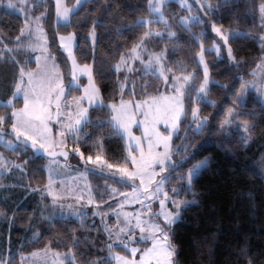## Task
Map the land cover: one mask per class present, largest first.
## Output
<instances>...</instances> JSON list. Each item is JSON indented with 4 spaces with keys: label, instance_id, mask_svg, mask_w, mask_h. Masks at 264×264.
Here are the masks:
<instances>
[{
    "label": "snow or ice",
    "instance_id": "obj_1",
    "mask_svg": "<svg viewBox=\"0 0 264 264\" xmlns=\"http://www.w3.org/2000/svg\"><path fill=\"white\" fill-rule=\"evenodd\" d=\"M83 2L86 0H75V3L69 5L66 0H54L57 24L69 27ZM180 2L189 14L176 17L175 23L193 37L198 48L193 59L199 71H188L179 62L175 68L171 66L167 56V41L177 40L179 36L172 31L173 22L165 17L162 10L166 0H147L148 15L137 18L134 24L128 26L143 29L142 33L134 38L129 47L119 52V58L111 65L116 75V90L109 94L106 101L93 75L92 65L77 61L74 52L79 47L77 33L69 31L66 35L60 34L57 29L53 43L58 42V48L65 58L69 77L65 83V73L49 49L48 35L43 24L47 13L41 11L32 14L37 4L43 5V0H0V6L15 10L23 16V25L18 28V34L7 43L4 38H0V64L11 67L9 94L0 98V109H6L0 111V146L13 152L17 149L25 153L30 151V159L48 158L47 183L43 187L28 185L25 188V191L41 194L38 215L46 221L44 232L52 233L58 220L67 221L69 217H75L83 228L88 216L85 205L95 207L96 210L91 214L101 218L102 231L106 237L104 243L99 245V250L102 252L107 249V252L88 264H175L176 246L171 239V227L181 218L183 211L197 203L195 183L210 165V157L197 159V151H190L197 147L193 143L195 136L202 133L209 124L208 117L201 115L200 105L215 104L208 95L210 84L226 87L210 78L206 54L214 55L218 60L223 58L232 61L233 66L238 67L229 40L241 33L226 31L216 22L205 20L220 5H213L208 0L203 3L195 0L199 10L192 15V4L186 3V0ZM259 13L264 23V3L259 5ZM89 23L91 27L87 37L94 46L96 28L100 26V21L91 18L77 21L78 25L87 26ZM155 24H162L165 31L153 28ZM195 25L204 26L198 34L192 32ZM208 31L214 33L215 38L205 46L204 39ZM259 39L264 40V35ZM161 41L165 42L163 47H160ZM149 45L152 48L160 47V50L154 51ZM23 52L31 55H19ZM222 52L225 54L223 57ZM31 62L35 63V68L30 66ZM137 64L140 65L141 75L151 74L154 80L163 85L165 91H161L155 83L149 85L144 82L141 85L145 92L144 98L135 99L134 82L129 80V75L137 70L134 67ZM257 68L260 71L259 81H242L234 93L235 103L242 106L249 89L264 95V58ZM82 77H86V83L80 82ZM150 86L157 95L147 93ZM73 88L80 94L72 95ZM126 94L131 98L125 99ZM116 96H119L118 100ZM21 101L22 105L17 107ZM261 105L264 107V100ZM242 115L252 113L228 108L224 119L214 126L227 136L235 123L236 130L243 128L240 143L247 145L253 125L247 121L241 122ZM53 122L58 125L55 131ZM161 124L164 125V131L160 130ZM181 126L185 127L183 136L180 135ZM134 127L141 129L140 135H136ZM105 129L108 136L104 134ZM190 132L193 134L192 139L189 138ZM174 136L180 143L174 142ZM111 137H118L124 142V155L114 161L106 158L104 151L105 141ZM69 141L73 145L71 148L68 146ZM89 143L92 151L86 155L80 145ZM70 155L79 158L83 167L81 176L86 177L88 173L107 175L116 184L127 186L128 191H121L106 180V191L99 193L98 202L90 185L86 184L78 191L65 189L63 182L58 184L54 179L57 173L52 166L67 167ZM9 163L11 168L7 167ZM26 167L27 160L21 163L9 162L0 153V170H3L0 175L4 171L23 172ZM181 168L183 171L178 172ZM260 169L258 174L264 178V156L260 158ZM173 179L177 181L175 185L171 183ZM182 193L191 194L193 198L182 199ZM46 199L48 202L43 203ZM109 200L115 204V208L108 204ZM102 204L106 210H100ZM128 205L138 207L127 211L125 206ZM154 205L158 207L154 208ZM109 216L114 217L111 224L108 223ZM2 218L14 222V217H7L4 210L0 209ZM92 226H95V221ZM44 232L35 230L31 240L41 241ZM82 242L95 244L87 236H77L75 229L66 232L64 237L52 233L43 247L31 251L27 256L16 253L20 256L19 262L15 255L0 253V264H27L28 261H32V264H78L77 254L81 252ZM58 248L66 251H58Z\"/></svg>",
    "mask_w": 264,
    "mask_h": 264
},
{
    "label": "trees",
    "instance_id": "obj_2",
    "mask_svg": "<svg viewBox=\"0 0 264 264\" xmlns=\"http://www.w3.org/2000/svg\"><path fill=\"white\" fill-rule=\"evenodd\" d=\"M261 3H264V0H226L219 3L220 6L215 13H209L205 17V20H212L222 27L243 28L248 33L236 38L230 37L229 40L238 67H234L232 61L223 58L218 60L214 55L206 54L210 78L226 87L210 84L208 95L215 104L200 105L201 115L208 117L209 124L202 133L195 136L193 143L197 147L190 151H197V159L210 157V165L195 183L197 203L183 211L181 218L172 226L171 239L176 246L175 264H249V261L251 264H264V178L258 174L261 170L260 158L264 156V107L261 105L264 95L263 99H260L251 91L242 106L235 103L234 95L240 83L253 76L255 68L264 58V49L254 34L255 32L261 34L264 29L259 13ZM41 11L47 13L43 24L48 35L49 49L55 54L56 62L65 73L64 76L68 77L65 58L58 48V42L53 43L57 29L60 34L69 31L77 33L79 45L75 48L77 60L80 63L92 64L93 75L107 101L109 94L116 90V75L111 65L119 58V52L129 47L134 38L142 33L143 29L128 26L134 24L137 18L148 15L147 0H86L73 16V23L67 28L58 25L55 20L53 0H43V5L37 4L32 14L36 15ZM165 11L169 17L173 15L176 18L179 16L180 6L177 2L170 1L165 5ZM174 17L171 20L172 29L177 30L179 39L167 41L168 61L173 68L179 62L184 64L188 71H199L193 59L195 51H198L193 37L175 23ZM89 18L100 21V26L96 28L94 46L87 37L91 24L87 26L77 24V21ZM22 25L21 14L0 6V38H4L7 43L10 38L18 34V28ZM203 27V25H195L192 27V32L198 34ZM214 38V33L208 31L207 38L204 39L205 46H208ZM164 44L165 42L161 41L160 47ZM149 47L154 51L160 50V47L152 48V45ZM30 66L34 68L36 65L31 62ZM10 74V65L0 64V98L9 94ZM146 76L153 78L151 74ZM153 82L163 91L158 80ZM71 93L76 95L79 91L73 88ZM147 93L157 94L153 87L148 89ZM144 96L145 92L142 89L135 92V98ZM125 98L130 97L126 94ZM115 99L118 100L119 96ZM21 105L22 101L17 103V107ZM233 106L241 112L252 113L240 117L253 125L247 145L240 143V130L231 128L225 136L214 126L223 120L227 109ZM184 131L185 127L181 126V136L184 135ZM104 134L108 136L107 129ZM192 136L190 132L189 138L192 139ZM174 142L180 143L176 137ZM80 147L86 155L92 151L91 143L81 144ZM0 148L4 149L3 146ZM104 151L109 160L120 159L124 155V142L118 137H111L105 141ZM5 152L16 155L22 161L27 160V174L24 179L26 183L36 186L46 183V157L30 159V151L25 153L19 149L15 152L5 149ZM69 159L80 163L77 156L70 155ZM177 171L182 172L183 169ZM91 176L94 184L103 181V176L92 173ZM172 182L175 183L176 180L173 179ZM94 192L100 199L96 187ZM5 196L11 207L10 212L6 213L14 217V222L10 223L8 218H2L0 223H3L6 229L10 228L9 233L15 242L21 241L23 235L31 232L25 230V225L31 218L30 212H26V209L28 211L29 204L34 208L36 202L32 199L31 193L19 187H13ZM181 196L193 198L191 194L182 193ZM22 209L25 212H22ZM36 218L38 221L35 227L44 232L46 222H41L40 217ZM93 221H95L94 227ZM72 229H75L77 236L81 238L87 236L90 241H95V244L91 242L80 244L81 252L77 254L78 264H88L92 259L107 252V249L102 252L99 250V245L104 243L106 237L100 223L92 214L85 219L83 228L75 217H69L67 221L58 220L52 233L64 237L66 232H71ZM52 233L44 232V239L39 242L26 240L27 243L24 242L18 247L20 251L17 253H29L33 249L43 247ZM52 247L55 248L56 245L53 244ZM16 248L17 246H10L6 254L15 255L18 262L20 256L16 255ZM57 250L66 251L64 248ZM116 250L120 251V249Z\"/></svg>",
    "mask_w": 264,
    "mask_h": 264
},
{
    "label": "rangeland",
    "instance_id": "obj_3",
    "mask_svg": "<svg viewBox=\"0 0 264 264\" xmlns=\"http://www.w3.org/2000/svg\"><path fill=\"white\" fill-rule=\"evenodd\" d=\"M170 1H175V2H177L179 4V6H180L179 16H185V15H188L189 14L185 10L184 6L181 4L180 0H166V3L163 5L162 10L164 11L165 17L168 18V20L170 22H171V20H172V18L174 16L172 15L171 17H169L168 16V13H166V11H165V5L168 2H170ZM224 1H226V0H208V2H210L213 5H219V3L224 2ZM53 2H54V0H53ZM66 2L69 5H71V4L75 3V0H66ZM203 2H204V0H201V3H203ZM186 3L192 4L191 14L192 15L197 14V11L199 10V5H197L195 3V0H186ZM54 12H55V8H54ZM201 15H203V12L202 11H201ZM174 19H175V17H174ZM55 20H56V16H55ZM56 22H57V20H56ZM152 27L155 28V29H157V30H160V31H165L163 25L158 26V25L155 24ZM223 28L226 31L227 30H231V31H235L237 33H241V35L248 33V31H246L243 28H236V27H223ZM172 31H175L177 33V30H175V29H172ZM63 34L66 35L67 32L66 33H63ZM254 34H255V37L258 39L260 45L261 46L264 45V40L259 39L260 36L264 35V29L261 31V34L260 33H256V32ZM214 36H215V34H214ZM262 48L264 49V47H262ZM74 52H75V49H74ZM222 54L225 55L223 52H222ZM23 55L24 56H29L31 54L27 52L26 54H23ZM260 63H262V61ZM80 64H85V63H80ZM87 64H91V63H87ZM134 67L137 70L134 71L133 73H131L129 75V80L134 82V85L133 86H134L135 92L137 90H141L142 89L141 88V85L144 82H148L149 85H151V84L154 83L153 82L154 81L153 78L147 77L146 75H141L140 65L139 64L134 65ZM192 72H197V70L192 71ZM254 72L256 73L255 76H251V77H249L247 79H244L243 81H252L254 79L257 80V81H259V79H260V71H259V69L256 67L255 70H254ZM68 79H69V77H65L64 76L65 83H67ZM121 79H123V75L122 74H121ZM80 82L82 84L83 83H86L87 82L86 77H82ZM161 87H162V90L165 91L163 85H161ZM150 88H152V87L150 86L148 89H150ZM125 91H127V89H125ZM251 91L254 92V94H255V96L257 98L263 99V95H261L260 93H258L254 89H249L248 92L245 94V100H246L249 92H251ZM71 94L72 95H75L73 93H71ZM79 94L80 93H78L76 95H79ZM155 95H157V94H155ZM155 95H153V96H155ZM143 98L141 97V98H135V99H143ZM127 99H129V98H127ZM231 108H235V109L238 110V108L237 107H234V106L231 107ZM240 121L243 122L244 120L240 119ZM52 126H53L54 131L58 128V125H56L54 122H53V125ZM159 127H160V130L161 131H164V125L163 124H161ZM232 128H236L235 123H233ZM133 130L136 133V135H140L141 129L139 127H134ZM239 130H240L241 135H242L243 134V128H241ZM174 137H173V140H174ZM10 138L11 137H7L6 139H10ZM249 140H250V133H249ZM68 146H69V148H71L73 146L71 141H69ZM5 149L6 148H4V149L0 148V153H3L4 156L6 157V159L9 162H11V161H15L16 163H21L22 162V160L19 159L16 155L6 153L5 152ZM174 159H175V157H174ZM67 165L68 166L65 167V168H60V167L55 166V165L52 166L55 169V172L57 173V175L54 176V179H56V181H57L58 184H60V182H63V187L65 189H71V190L78 191L80 188H82L86 184L87 185H90L91 188H92V191H93V195L95 196V198H96V200L98 202H99L100 199L97 198V196H96V194L94 192V189L96 187L98 189L99 193H104L106 191L105 188H104V183H105L106 180H107V182L109 184H112L113 186L119 188L121 191H128L127 186L120 185V184H116L115 181L109 179L107 175H103V178H102L103 181L100 182V184H94V181L92 179L91 173H88L86 177L81 176L80 173L83 172V167L80 165V163H78L76 161H72L69 158H68V161H67ZM48 166H49V160L47 158L46 161H45L46 183H47L48 174H49L48 173ZM7 167L8 168H11L12 167L11 163H9L7 165ZM0 171H3V170H0ZM26 174H27V167H26V169L23 172L20 171V170L4 171L3 172V175H0V201H2V203H0V209L4 210L5 213L6 212H10V210H11L10 204H8L9 203L8 202V198L5 195L9 191H11L13 187H19L20 189L21 188L25 189L28 185H31V184L26 183V181L24 180ZM171 183L173 185H175L177 183V181L175 183H173L171 181ZM31 186L32 187H36V185H31ZM40 187H43V185L40 186ZM29 193L32 194V199H34V201L36 202V205L34 206V208H31L30 207V204H29L28 205V211L26 209V212H30V214H31L30 215L31 218L29 219V221L25 225L26 226L25 227V230L26 231H31V232L27 233L24 236V239L27 240V241H31V237L33 236V232L35 230H39L38 228L35 227V223L38 221V219L36 217H40L38 215V212H39L40 205H41V200H40V195L41 194H40V192H35V193L29 192ZM181 198H182V196H181ZM48 199H50V197ZM105 199H107L106 196H105ZM117 199H119V198L117 197ZM182 199H189L190 200L192 198H182ZM47 202H48L47 199L43 201V203H47ZM108 204L111 205V207L115 208V204L112 203V201L109 200L108 201ZM85 206H86V208L88 210V215H91V213L96 210L93 205H85ZM137 207H138V205H128V206H125V210H127V211H133ZM156 207H158V205H154V208H156ZM169 207H171V205H169ZM29 208H30V210H29ZM100 210H106L105 209V205L102 204L100 206ZM21 211L22 212H25L24 209H22ZM95 217L98 220V222L100 223L101 228H103V225L101 224V218L99 216H95ZM113 220H114V217H112V216H109L108 217V223L109 224H111L113 222ZM41 222L44 223L46 221L41 218ZM171 229H172V227H171ZM36 249H38V248H36ZM33 250H35V249H33ZM33 250H31V251H33ZM29 253L25 252V253H23V255L24 256H27ZM174 261H175V257H174ZM27 264H32V261H28Z\"/></svg>",
    "mask_w": 264,
    "mask_h": 264
},
{
    "label": "crops",
    "instance_id": "obj_4",
    "mask_svg": "<svg viewBox=\"0 0 264 264\" xmlns=\"http://www.w3.org/2000/svg\"><path fill=\"white\" fill-rule=\"evenodd\" d=\"M125 99H127V98H125ZM10 216H12V215H10V214L7 215V217H10ZM2 226H4V227H2ZM9 229L10 228H7L6 229L5 228V225L3 223H0V253L6 254V251L5 250H8L10 246L13 247V245L14 246H17V248L15 249L16 250V253H17L18 251H20V248H18V247L20 245H23L24 242L26 241L24 239V236L25 235H23V237L21 238V241L15 242V240H13L12 237H11L12 235L9 233ZM19 258H18V262L20 261Z\"/></svg>",
    "mask_w": 264,
    "mask_h": 264
}]
</instances>
